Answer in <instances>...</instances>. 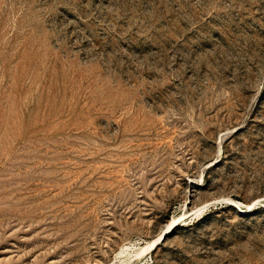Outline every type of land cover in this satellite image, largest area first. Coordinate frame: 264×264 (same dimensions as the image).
I'll return each mask as SVG.
<instances>
[{
    "label": "rangeland",
    "instance_id": "374dc122",
    "mask_svg": "<svg viewBox=\"0 0 264 264\" xmlns=\"http://www.w3.org/2000/svg\"><path fill=\"white\" fill-rule=\"evenodd\" d=\"M0 264H264V0H0Z\"/></svg>",
    "mask_w": 264,
    "mask_h": 264
},
{
    "label": "bare ground",
    "instance_id": "6f19581e",
    "mask_svg": "<svg viewBox=\"0 0 264 264\" xmlns=\"http://www.w3.org/2000/svg\"><path fill=\"white\" fill-rule=\"evenodd\" d=\"M171 226H169L168 227V230H169V228H170ZM165 233V235H167V233H169L167 230H166V232H164ZM164 235V234H163ZM161 236V235H160ZM160 236L155 240V241H153V243L151 244L152 246H155V248L158 246V244H159V238H160ZM151 246V247H152ZM154 248V249H155Z\"/></svg>",
    "mask_w": 264,
    "mask_h": 264
}]
</instances>
